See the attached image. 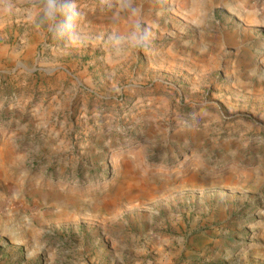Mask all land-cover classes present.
<instances>
[{"label":"rangeland","instance_id":"374dc122","mask_svg":"<svg viewBox=\"0 0 264 264\" xmlns=\"http://www.w3.org/2000/svg\"><path fill=\"white\" fill-rule=\"evenodd\" d=\"M61 2L0 0V264H264V0Z\"/></svg>","mask_w":264,"mask_h":264},{"label":"clouds","instance_id":"9594fccd","mask_svg":"<svg viewBox=\"0 0 264 264\" xmlns=\"http://www.w3.org/2000/svg\"><path fill=\"white\" fill-rule=\"evenodd\" d=\"M43 11L47 19L53 25L57 23L59 16H63V28L70 34L75 32V23L78 13L75 11L71 3L61 2V0H43ZM73 39H75L73 35Z\"/></svg>","mask_w":264,"mask_h":264}]
</instances>
